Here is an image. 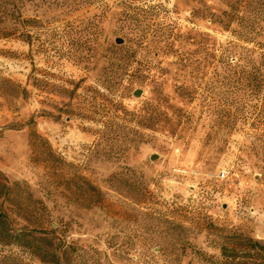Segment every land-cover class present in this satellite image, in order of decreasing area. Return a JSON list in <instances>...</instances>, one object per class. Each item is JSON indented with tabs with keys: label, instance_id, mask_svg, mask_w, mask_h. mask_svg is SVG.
Returning a JSON list of instances; mask_svg holds the SVG:
<instances>
[{
	"label": "rangeland",
	"instance_id": "1",
	"mask_svg": "<svg viewBox=\"0 0 264 264\" xmlns=\"http://www.w3.org/2000/svg\"><path fill=\"white\" fill-rule=\"evenodd\" d=\"M3 5L0 264H223L229 231L264 245V92L246 74L264 0Z\"/></svg>",
	"mask_w": 264,
	"mask_h": 264
},
{
	"label": "trees",
	"instance_id": "2",
	"mask_svg": "<svg viewBox=\"0 0 264 264\" xmlns=\"http://www.w3.org/2000/svg\"><path fill=\"white\" fill-rule=\"evenodd\" d=\"M8 5H3V8L0 9V23L9 22L12 20H16L15 11L7 7ZM7 33L2 31L0 36H6ZM253 51H250L252 53ZM247 78H250L256 84L254 85V89H257L258 92H264V52H261L257 57V62L255 61L250 69L246 71ZM8 84H11L9 81ZM14 87H19L15 86ZM32 122V121H31ZM30 123V122H29ZM46 141H43L41 137H39L35 132L30 134V145L34 148L35 146L45 145L46 149L42 150L43 155H45V159L51 157V150L48 145H46ZM87 197L86 200L88 202L87 207L94 206L99 201L101 193L98 189H96L93 185L87 182ZM4 189L5 196L10 192V188L6 185V183L0 182V191ZM0 219V227H1ZM222 243L220 245V254L223 261V264H264V245L261 243L249 238L247 236H243L236 232H227L224 236H221ZM47 248V252L50 251L51 244H49ZM51 260L48 261L51 264H60L61 257L58 253L51 252ZM251 260V261H250Z\"/></svg>",
	"mask_w": 264,
	"mask_h": 264
},
{
	"label": "water",
	"instance_id": "3",
	"mask_svg": "<svg viewBox=\"0 0 264 264\" xmlns=\"http://www.w3.org/2000/svg\"><path fill=\"white\" fill-rule=\"evenodd\" d=\"M116 43L119 44L120 41L117 40ZM139 96H140V91L138 90V91H136V92L134 93V97H139ZM151 159H153V158H151Z\"/></svg>",
	"mask_w": 264,
	"mask_h": 264
}]
</instances>
